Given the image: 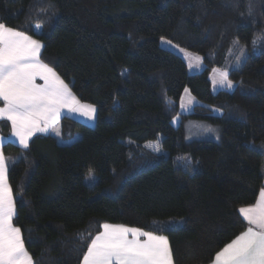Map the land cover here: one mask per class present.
<instances>
[{
  "label": "trees",
  "instance_id": "trees-1",
  "mask_svg": "<svg viewBox=\"0 0 264 264\" xmlns=\"http://www.w3.org/2000/svg\"><path fill=\"white\" fill-rule=\"evenodd\" d=\"M250 2L0 0V23L40 40L41 60L97 109L93 126L61 119L63 138L81 133L70 143L50 133L26 149L3 145L18 154L8 169L13 223L34 264H82L104 223L165 234L174 264H208L246 228L239 209L264 184V37L255 42L264 0L254 10ZM162 38L202 56L204 69L189 73ZM236 39L248 55L229 69L235 88L214 93L210 74ZM187 88L198 102L175 126ZM189 119L219 127V140L189 139ZM10 129L0 121L4 135Z\"/></svg>",
  "mask_w": 264,
  "mask_h": 264
},
{
  "label": "snow or ice",
  "instance_id": "snow-or-ice-1",
  "mask_svg": "<svg viewBox=\"0 0 264 264\" xmlns=\"http://www.w3.org/2000/svg\"><path fill=\"white\" fill-rule=\"evenodd\" d=\"M41 48L38 40L0 23V120L11 122L12 135L25 148L36 132L57 123L62 108H83L89 115L96 111L91 105H80L59 75L40 61ZM37 76L43 85L35 83ZM218 83L233 87L227 72L219 73ZM7 173L0 152V264H32L21 229L12 223L16 212ZM239 212L249 226L216 253L213 264H264V189L255 205ZM102 228L87 245L82 264H173L167 237L123 224L104 223Z\"/></svg>",
  "mask_w": 264,
  "mask_h": 264
},
{
  "label": "rangeland",
  "instance_id": "rangeland-1",
  "mask_svg": "<svg viewBox=\"0 0 264 264\" xmlns=\"http://www.w3.org/2000/svg\"><path fill=\"white\" fill-rule=\"evenodd\" d=\"M250 7L252 8V10L257 8L256 0H251ZM263 37L264 36L262 34L256 35V37H255L256 46L259 43H261V41L263 40ZM39 42L41 43V41H39ZM160 45L163 48H166V49L176 53L181 58H183L187 64V66H188L189 73H192V74L193 73H199L204 69L203 58L199 54L194 53L188 49H185V48L175 44L174 42H172L171 40H168L166 38H162L160 40ZM247 55H248L247 48L244 45H241L237 39L234 40L230 50L228 51V55L226 57V62H225L224 67H222L221 69H215L210 74L211 87H212V91L214 93L218 92L219 90H229V91L234 90L236 84L229 78V76H228V79L230 81H232V84H233L232 88H228L227 86H221L218 83L219 73L227 72V74L229 75V69L239 67L242 64V62L245 60ZM197 57H199V59H196ZM196 101H197V99L192 94V92L188 88L185 89L184 92L182 93V96L180 99V113L172 121L175 126H178L181 123L182 114H190L193 111L194 106L196 105ZM84 105H86V104H84ZM76 112L78 114L83 115V116L86 115V112L84 111V109H79ZM95 122H96V120H95ZM95 122H94V125H95ZM59 128L60 127L58 126V127H56V129H53L52 133L58 137L60 143H70L74 139H77L81 136L80 132H76L74 137L65 139L60 135ZM185 128H186L187 137L189 139L219 140V138L221 136V132H220L219 127L214 126V125H212L206 121H202V120L189 119L186 121ZM145 147H147L148 149H151L152 151H155V152L161 151L160 145L156 141L148 142L145 145ZM181 159L185 160V163L183 164V165L187 164L185 166L192 164V160H190L189 155L183 156V158L181 157ZM9 161H12V160H9ZM14 163H15V161L11 162L10 166ZM85 182H86V184H88L90 186H93L97 182V175H96L94 170H91L86 175Z\"/></svg>",
  "mask_w": 264,
  "mask_h": 264
},
{
  "label": "crops",
  "instance_id": "crops-1",
  "mask_svg": "<svg viewBox=\"0 0 264 264\" xmlns=\"http://www.w3.org/2000/svg\"><path fill=\"white\" fill-rule=\"evenodd\" d=\"M12 28V27H11ZM14 29V28H13ZM15 30H17V29H15ZM26 34V33H25ZM26 35H28V34H26ZM28 36H30V35H28ZM32 37V36H31ZM33 39H35V40H38V39H36V38H34V37H32ZM38 41H40V40H38ZM41 45H42V48H41V50H40V57H39V59H40V61L42 62V63H44L42 60H41V53H42V50H43V43L41 42ZM45 64V63H44ZM49 66V65H48ZM50 67V66H49ZM52 68V67H51ZM53 69V68H52ZM215 69H221V68H215ZM214 69V70H215ZM54 70V69H53ZM213 70V71H214ZM55 71V70H54ZM56 72V71H55ZM57 73V72H56ZM58 74V73H57ZM59 75V74H58ZM59 77H60V75H59ZM61 78V77H60ZM62 79V78H61ZM63 80V79H62ZM64 81V80H63ZM35 83L36 84H38V85H43L44 84V81L42 80V79H40L39 78V76H37L36 77V80H35ZM64 83L65 84H67L65 81H64ZM68 85V84H67ZM68 87H69V89H70V91H71V93H72V95L73 96H75V98L79 101V104L80 105H84V104H86V105H90V104H88V103H85V102H82V101H80L79 100V98L76 96V94L73 92V90L70 88V86L68 85ZM198 101H196V103H197ZM91 106H93V105H91ZM0 107H3V101H0ZM76 107H79L78 105L76 106ZM95 109H96V107L95 106H93ZM80 109H83V108H80ZM81 111V110H80ZM84 111L86 112V115H81V114H78L76 111H70L68 108H62L61 109V114H60V118H59V120L57 121V123L56 124H54V125H52L51 127H49L46 131H43V132H36L35 133V135H37V134H50V133H52V130L53 129H56V127H58L59 126V123H60V121H61V119L64 117V116H69V117H72V118H75V119H77V120H80L81 122H83V123H85V124H87V125H91V126H93L94 125V122H95V120H96V115H97V109H96V111H95V113L94 114H91V115H89V114H87V110L86 109H84ZM0 121H2V120H0ZM9 123H10V126H11V122L10 121H8ZM35 135H33L30 139H29V141H28V146H29V144H30V141H31V139L35 136ZM7 142H12V143H14V144H16V145H18L20 148H22V149H26L23 145H21L20 143H19V141H18V139L15 137V136H13L12 135V128L10 129V133L8 134V135H4L3 133H2V131L0 130V152H2L3 153V155H4V158H5V160H6V162H7V165H8V169H9V167H10V163L11 162H13V161H17V159H18V154H12V155H6L5 153H4V151H3V145L5 144V143H7ZM28 148V147H27ZM9 160H12V161H9ZM7 182H8V184H9V186L11 187V185H10V183H9V181H8V173H7ZM12 189V188H11ZM261 189H264V184H263V186H262V188ZM260 189V190H261ZM260 192V191H259ZM12 194H13V191H12ZM259 194V193H258ZM13 198H14V194H13ZM257 199H258V197H257ZM257 199H256V201L253 203V204H251V205H248V206H253V205H255V203L257 202ZM14 203H15V198H14ZM243 207H247V206H243ZM15 212H16V204H15ZM16 216V215H15ZM14 216V217H15ZM14 217H13V219H14ZM243 217V216H242ZM244 219V218H243ZM246 221V220H245ZM12 223H13V221H12ZM109 224H113V225H117L118 223H109ZM246 224H247V221H246ZM13 225H14V223H13ZM15 226V225H14ZM126 226H128V225H126ZM249 225L247 224V226H246V228L242 231V232H240L238 235H240L241 233H243L244 231H246V229H247V227H248ZM15 227H17V226H15ZM129 227H133V226H129ZM136 228H139V227H136ZM140 229H142V228H140ZM144 231H149V230H145V229H143ZM103 231V228H102V230H101V232ZM152 232V231H151ZM155 234H157V235H163V236H165V237H167L165 234H161V233H156V232H154ZM99 234V233H98ZM22 235V234H21ZM237 235V236H238ZM236 236V237H237ZM236 237H234L233 239H235ZM129 238H131V236H129ZM140 239L141 240H143V239H145L144 237H140ZM167 239H168V237H167ZM232 239V240H233ZM231 240V241H232ZM168 241H169V239H168ZM230 241V242H231ZM230 242H228V243H230ZM227 243V244H228ZM226 244V245H227ZM226 245H224V247L226 246ZM169 246H170V249H171V245H170V242H169ZM24 247H25V245H24ZM224 247H222L219 251H221ZM25 249H26V247H25ZM27 251V250H26ZM218 251V252H219ZM172 252V251H171ZM27 253L29 254V256L31 257V259H32V264H34V260H33V258H32V256L30 255V253L27 251ZM172 258H173V256H172ZM214 258H215V256H214ZM214 258H213V260L211 261V262H209L208 264H213V262H214ZM173 264H174V260H173Z\"/></svg>",
  "mask_w": 264,
  "mask_h": 264
}]
</instances>
